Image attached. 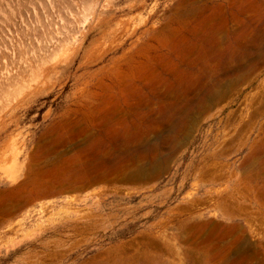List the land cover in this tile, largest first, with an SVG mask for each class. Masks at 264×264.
<instances>
[{
  "label": "rangeland",
  "instance_id": "rangeland-1",
  "mask_svg": "<svg viewBox=\"0 0 264 264\" xmlns=\"http://www.w3.org/2000/svg\"><path fill=\"white\" fill-rule=\"evenodd\" d=\"M0 264H264V0H0Z\"/></svg>",
  "mask_w": 264,
  "mask_h": 264
}]
</instances>
